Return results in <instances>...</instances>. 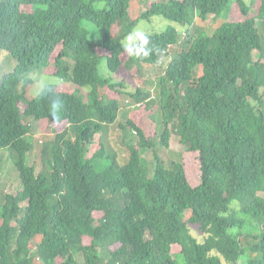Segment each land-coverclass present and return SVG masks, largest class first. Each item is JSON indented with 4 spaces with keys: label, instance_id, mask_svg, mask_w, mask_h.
Returning a JSON list of instances; mask_svg holds the SVG:
<instances>
[{
    "label": "trees",
    "instance_id": "trees-1",
    "mask_svg": "<svg viewBox=\"0 0 264 264\" xmlns=\"http://www.w3.org/2000/svg\"><path fill=\"white\" fill-rule=\"evenodd\" d=\"M231 2L146 0L131 20L133 0H0V50L17 63L0 82V170L10 153L22 187L0 202V264H264V0H236L245 20L212 35L200 25ZM154 17L183 33L124 43ZM145 66L163 69L158 102L109 77ZM52 67L61 85L30 97V75ZM34 122L54 135L40 173ZM117 123L135 141L123 164L103 142L92 152ZM158 148L198 154L199 183Z\"/></svg>",
    "mask_w": 264,
    "mask_h": 264
},
{
    "label": "rangeland",
    "instance_id": "rangeland-1",
    "mask_svg": "<svg viewBox=\"0 0 264 264\" xmlns=\"http://www.w3.org/2000/svg\"><path fill=\"white\" fill-rule=\"evenodd\" d=\"M249 5L252 2L258 0H246ZM147 10L146 0H133L132 6V16L131 20L139 18L143 13ZM254 11V10H253ZM254 13V12H252ZM245 17L240 12L236 0H232L230 3V8L225 11L218 19H210L206 22H201L202 25L207 32L212 35L214 31L221 26L224 22H241L244 21ZM127 25V24H126ZM124 25L123 27L127 28ZM169 28H174L178 33L182 34L184 31V26L175 23L172 21H168L161 17H154L150 21L142 20L138 23L137 27L134 28L130 35L124 40L125 44L132 45L137 40V34H159L164 32ZM89 31L92 33L93 36L96 33L100 34V32L94 28H89ZM114 34L117 36L122 35L125 29H118V27L114 28ZM260 31L264 34V30L260 26ZM264 42V40H263ZM175 52H180L184 49V47H174L172 48ZM59 50V49H58ZM128 56L124 57V61L127 60ZM258 55L256 54V59ZM169 59L164 60V63L168 62ZM16 61L13 57L6 51L0 50V82L3 77L7 74H11L16 68ZM55 73L54 67L52 69L44 72V73H34L31 74V78L34 80V84L27 89V93L30 97H37L39 96L44 89L48 87H56L61 85V81L56 78L53 74ZM163 74L162 68H151L148 66L143 67L142 73L139 74L136 70L129 73L125 69L122 70L119 74H110L109 77L113 81H123L128 91L134 92L136 87H140L141 89L153 93V97H155L154 101L160 99L159 97V88H158V78ZM130 97L126 96L123 99V103H125V108L127 107L126 102L129 100ZM130 102V101H129ZM128 107H132L134 103L130 102ZM123 111L120 116V121L126 120L128 118L129 111L131 109ZM147 112H136V120L139 121L142 125H149L150 120L146 119ZM154 128V127H153ZM33 139H34V151L29 156V161L32 165L37 167V172L40 173L42 171V146L44 142H50L53 140L54 135L50 132L42 131L39 123L34 122V127L32 129ZM151 135H155L156 132H150ZM128 132V136H129ZM136 138V134H133ZM158 138V134L155 136ZM103 142L106 146L116 150L121 158V163H124V159L128 157L129 150L127 145L134 144V140L124 138L123 132L119 129L118 123L114 126H109L107 129L103 131V136L98 134L96 135L95 145L92 147V152L95 153L99 147L100 143ZM159 155L168 162L170 160L178 161L183 160L188 169V174L191 179V182L194 185H197L200 181V167H199V155H188L184 154L183 156H178L170 151H166L163 149H157ZM148 161L152 164L154 162V155L153 153H149ZM1 170H0V202L3 204L5 202V196L8 194H17L21 189V183L19 180V175L14 167L13 160L11 159L10 153L2 152L1 153ZM105 165V164H104ZM264 196V194H263ZM194 235L199 237L200 241H202L203 234H199L198 228L195 227ZM81 261V260H80ZM82 262V261H81Z\"/></svg>",
    "mask_w": 264,
    "mask_h": 264
},
{
    "label": "clouds",
    "instance_id": "clouds-1",
    "mask_svg": "<svg viewBox=\"0 0 264 264\" xmlns=\"http://www.w3.org/2000/svg\"><path fill=\"white\" fill-rule=\"evenodd\" d=\"M138 35V37H139V39L143 42V44H147V38L146 37H144L143 35H141V34H137ZM129 52H131L132 50L131 49H127Z\"/></svg>",
    "mask_w": 264,
    "mask_h": 264
},
{
    "label": "built area",
    "instance_id": "built-area-1",
    "mask_svg": "<svg viewBox=\"0 0 264 264\" xmlns=\"http://www.w3.org/2000/svg\"><path fill=\"white\" fill-rule=\"evenodd\" d=\"M142 106V103H138V106H137V108H139V107H141Z\"/></svg>",
    "mask_w": 264,
    "mask_h": 264
}]
</instances>
